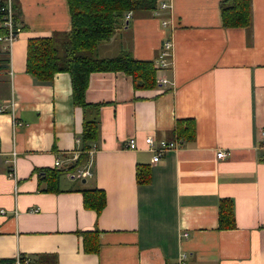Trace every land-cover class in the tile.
Masks as SVG:
<instances>
[{
  "label": "crops",
  "instance_id": "0c3cea01",
  "mask_svg": "<svg viewBox=\"0 0 264 264\" xmlns=\"http://www.w3.org/2000/svg\"><path fill=\"white\" fill-rule=\"evenodd\" d=\"M222 1L157 0L125 13L95 55L152 61L155 85L91 72L86 115L98 136L84 149L69 74L42 82L25 71L28 39L69 29L68 2L11 0L20 31L9 47L0 42V264L16 255L20 264H176L181 253L186 264H264V0H250L246 27L222 24ZM165 42L172 55L160 67ZM187 121L190 140L177 137ZM147 136L178 147L153 161ZM130 139L135 149L124 147ZM79 168L91 175L73 177ZM87 189L104 193L99 212L84 206ZM222 199L233 228H219Z\"/></svg>",
  "mask_w": 264,
  "mask_h": 264
},
{
  "label": "trees",
  "instance_id": "16d2710c",
  "mask_svg": "<svg viewBox=\"0 0 264 264\" xmlns=\"http://www.w3.org/2000/svg\"><path fill=\"white\" fill-rule=\"evenodd\" d=\"M157 0H67L70 12V27L65 32H54L49 37L28 39L26 45L25 71L37 81L50 82L57 72H67L71 81L73 104L83 109L82 139L84 149L87 141L97 139L98 122L88 118L86 110L91 106L85 100L88 79L94 71H122L133 77L134 86L150 88L155 85V71L152 61L134 59L128 52L112 58H99L95 55L98 45L111 38L125 22L128 11L155 9ZM5 0H0V8ZM221 8L222 24L226 27H246L250 23V0H223ZM3 12L0 9V36L6 29L2 26ZM4 111V110H3ZM180 127L177 137L193 139V121ZM81 158V155L79 156ZM76 165L68 164L73 170ZM60 169V171H63ZM59 170L51 172L50 184H55ZM45 173L48 172L45 170ZM136 176L139 182L148 180V170L138 166ZM47 179L46 176H44ZM50 189V187H48ZM84 206L99 212L105 204L104 193L99 189L83 190ZM219 228H233L235 225L233 205L230 200L219 203Z\"/></svg>",
  "mask_w": 264,
  "mask_h": 264
},
{
  "label": "built area",
  "instance_id": "2783aa9c",
  "mask_svg": "<svg viewBox=\"0 0 264 264\" xmlns=\"http://www.w3.org/2000/svg\"><path fill=\"white\" fill-rule=\"evenodd\" d=\"M162 7H166V3H162ZM1 12H3L2 16V26L6 29V32L4 35L0 36V42L4 43L6 46H10L12 42L17 38L20 29L14 24L13 21V11H12V4L11 0H5L3 6L0 8ZM164 25L167 24V21L162 22ZM162 51L158 54L157 57V63L160 67H166L170 63V56L172 46L170 42H165L162 46ZM159 82L165 84L167 82V79L165 77H161ZM3 112V109L0 107V113ZM20 123H17L19 125ZM264 134V133H263ZM145 144L147 145L148 150L153 151V161H157L158 157L161 152H164L168 149H175L178 147L177 140L175 141H165V140H159L157 144H155L154 138L151 136H147L144 139ZM126 148L135 149L136 143L134 139L128 140V142L124 145ZM12 157V164H14L16 152L13 151L10 153ZM217 157H223L225 156V153L223 151H219L216 154ZM55 166L62 167L61 162L58 160L55 162ZM11 175V174H9ZM73 177L76 178H82L91 175V171L88 168H79L75 171L74 174H72ZM21 258L16 255L13 259H5L3 260L2 264H20ZM176 264H186V254L181 253L178 257Z\"/></svg>",
  "mask_w": 264,
  "mask_h": 264
},
{
  "label": "water",
  "instance_id": "95a60500",
  "mask_svg": "<svg viewBox=\"0 0 264 264\" xmlns=\"http://www.w3.org/2000/svg\"><path fill=\"white\" fill-rule=\"evenodd\" d=\"M126 22H127V20H126Z\"/></svg>",
  "mask_w": 264,
  "mask_h": 264
}]
</instances>
